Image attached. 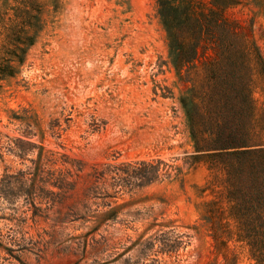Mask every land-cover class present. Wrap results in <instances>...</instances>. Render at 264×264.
<instances>
[{"label": "rangeland", "instance_id": "obj_1", "mask_svg": "<svg viewBox=\"0 0 264 264\" xmlns=\"http://www.w3.org/2000/svg\"><path fill=\"white\" fill-rule=\"evenodd\" d=\"M173 2L0 0V264H258L202 218L189 115L264 125V0Z\"/></svg>", "mask_w": 264, "mask_h": 264}, {"label": "trees", "instance_id": "obj_2", "mask_svg": "<svg viewBox=\"0 0 264 264\" xmlns=\"http://www.w3.org/2000/svg\"><path fill=\"white\" fill-rule=\"evenodd\" d=\"M218 2V0H217ZM161 5L173 11V0H161ZM183 14V30L188 26V16ZM171 41L170 55L173 57H193L191 48L177 31L167 27ZM188 32V29L185 30ZM180 36V40L177 38ZM194 55H196L193 49ZM240 117L237 123V137H220L216 131L212 136L199 135L195 115H189L190 130L196 152H206L212 177L201 190L209 189L214 197L203 203L202 218L208 223L216 246L225 235H235L249 249L256 263L264 264V125L256 131L251 128L253 99L249 92L239 95ZM188 116V113H187ZM196 159L195 156L192 157ZM64 177H56L53 185L61 188ZM50 200L58 195L50 191Z\"/></svg>", "mask_w": 264, "mask_h": 264}]
</instances>
